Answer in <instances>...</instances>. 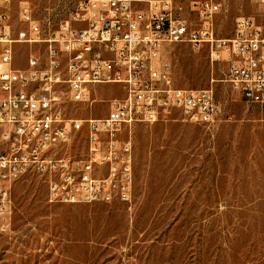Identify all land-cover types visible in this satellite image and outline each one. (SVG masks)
I'll return each mask as SVG.
<instances>
[{"label":"rangeland","instance_id":"374dc122","mask_svg":"<svg viewBox=\"0 0 264 264\" xmlns=\"http://www.w3.org/2000/svg\"><path fill=\"white\" fill-rule=\"evenodd\" d=\"M80 0H12L29 4L43 24L70 18ZM150 0H136L146 8ZM184 2L202 0H179ZM221 4L219 36L233 34L241 15L264 24L262 0ZM198 23L196 12L192 13ZM45 51L44 43L32 45ZM31 46L16 45L15 63L26 66ZM175 83L213 88L221 120L208 126L174 110L154 123L126 125L133 148L132 202H52L44 176L29 173L11 183L12 215L0 226V264H264V105L247 102L226 81V62H213L207 45H172L166 55ZM63 88L65 116H104L120 84L96 86L91 101ZM85 130L69 154L87 153Z\"/></svg>","mask_w":264,"mask_h":264},{"label":"built area","instance_id":"2783aa9c","mask_svg":"<svg viewBox=\"0 0 264 264\" xmlns=\"http://www.w3.org/2000/svg\"><path fill=\"white\" fill-rule=\"evenodd\" d=\"M80 0L57 26L43 24L29 4L0 0V226L12 215L11 183L26 174L45 177L52 202H132L133 148L126 125L154 123L180 110L213 126L222 108L211 88L175 83L166 55L172 45L208 46L213 62H226V81L247 102L264 105V24L237 18L233 34L218 35L221 4L214 0ZM258 1V0H256ZM264 1V0H262ZM198 23L194 24L192 13ZM28 43L26 66L15 63L16 45ZM44 43L45 51L32 45ZM117 83L123 95L109 100L104 116H65L63 88L91 101L98 85ZM85 130L87 153L69 154Z\"/></svg>","mask_w":264,"mask_h":264}]
</instances>
